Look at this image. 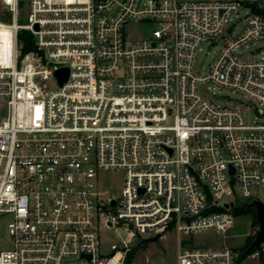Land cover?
<instances>
[{
    "label": "built area",
    "instance_id": "built-area-1",
    "mask_svg": "<svg viewBox=\"0 0 264 264\" xmlns=\"http://www.w3.org/2000/svg\"><path fill=\"white\" fill-rule=\"evenodd\" d=\"M23 9L0 0V222L12 241L0 264H125L133 241L170 230L177 264H235L233 247L199 240L227 237L241 203L264 202V112L246 113L264 107V55L242 52L264 40V0H30L22 22ZM219 38L198 74L199 50ZM207 83L249 104H217ZM110 171L124 173L120 193L103 186ZM111 227L127 238L102 252Z\"/></svg>",
    "mask_w": 264,
    "mask_h": 264
},
{
    "label": "rangeland",
    "instance_id": "rangeland-1",
    "mask_svg": "<svg viewBox=\"0 0 264 264\" xmlns=\"http://www.w3.org/2000/svg\"><path fill=\"white\" fill-rule=\"evenodd\" d=\"M30 0H22L24 2V9L21 13V21L24 22L28 13V4ZM245 15L244 10L240 12V17L243 18ZM236 24L235 33L238 32L240 23L237 22V18L234 17L230 21L229 25ZM136 36H139V32L135 31ZM6 30L0 28V37L4 41L1 47L6 46L8 41ZM142 37V36H141ZM142 39H145L143 36ZM149 39V38H147ZM139 42L138 40L132 41ZM224 40L219 38L215 41L205 42L201 50H199L196 61V70L198 74H205L209 66L219 52ZM1 51V49H0ZM243 54L251 59H259L264 55V40L250 43L248 47L242 48ZM52 87L55 83L51 84ZM203 90L206 94L217 104L225 106H239L245 109L244 104H249L248 98L236 92L230 88L222 87L218 84L207 83ZM251 105V103H250ZM257 111H263L264 107H259L257 110H247L246 113L251 119H254L257 115ZM5 118V109L0 106V121ZM103 186L105 189H110L113 192L120 193L124 185V173L122 171H110L103 172L101 174ZM261 197H264V189L259 192ZM9 218H4L0 222V249H8L11 246V238L8 235L6 224ZM258 225L253 221L252 213L239 214L234 225L227 233V237L214 232H208L204 235V239L201 238L199 241L206 242L208 245L219 246L226 244L233 247L237 253L242 252V248L246 245L248 240H251L255 233L258 231ZM100 238L102 241V252H108L112 245L119 244L123 239L127 238V231L124 227H111L100 230ZM137 241H133L132 247L136 248L135 255L129 264H177V256L179 252L178 235L175 231H168L162 237L156 241L142 242L137 246ZM241 264H264V245L260 250L247 255Z\"/></svg>",
    "mask_w": 264,
    "mask_h": 264
},
{
    "label": "water",
    "instance_id": "water-1",
    "mask_svg": "<svg viewBox=\"0 0 264 264\" xmlns=\"http://www.w3.org/2000/svg\"><path fill=\"white\" fill-rule=\"evenodd\" d=\"M69 70L66 67L59 68L55 71V75L58 78L59 84L62 85L66 82L68 78ZM240 208L247 207L254 210L255 218L258 223V231L253 236L249 245L238 254L237 259L243 258L248 255L253 250H260L264 244V202L259 199H252L248 202L241 203ZM159 239V235L144 239L143 242L156 241ZM131 259H127L126 263L129 264Z\"/></svg>",
    "mask_w": 264,
    "mask_h": 264
},
{
    "label": "trees",
    "instance_id": "trees-1",
    "mask_svg": "<svg viewBox=\"0 0 264 264\" xmlns=\"http://www.w3.org/2000/svg\"><path fill=\"white\" fill-rule=\"evenodd\" d=\"M19 38H20V41L23 42V51L26 52V51H29L32 47H33V36L31 34V32L27 31V30H23L19 33ZM235 213L237 215L239 214H242V213H252L253 215V221L256 225H258L257 221H256V218H255V213H254V210L251 209V208H247V207H243V208H240V207H237L235 209ZM252 240V239H251ZM251 240H248V242L246 243V245L242 248V251L249 245L250 241ZM257 250H253L251 251L249 254L251 253H254L256 252ZM135 252H136V248H132L128 251V254H127V259H131L132 260V257L135 255ZM241 253V252H240ZM248 254V255H249ZM247 256V255H246ZM245 256V257H246ZM239 258V259H236V262L235 264H241V262L243 261V259L245 258ZM127 264V263H125Z\"/></svg>",
    "mask_w": 264,
    "mask_h": 264
}]
</instances>
